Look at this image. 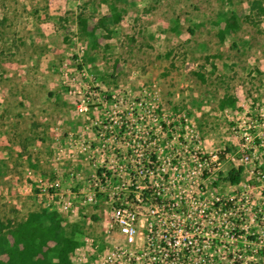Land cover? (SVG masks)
<instances>
[{"label": "rangeland", "instance_id": "rangeland-1", "mask_svg": "<svg viewBox=\"0 0 264 264\" xmlns=\"http://www.w3.org/2000/svg\"><path fill=\"white\" fill-rule=\"evenodd\" d=\"M112 3L122 20L100 23ZM262 7L0 0V219L44 208L51 197L40 196L43 177L51 191L96 189L101 203H125L145 241L150 223L156 242L172 240L176 264H264V167L241 160L233 132L239 113L264 105ZM232 13L239 27L222 41ZM147 155L166 168L152 173ZM241 166L232 184L229 172ZM180 172L186 180H175ZM103 173L100 190L89 180ZM158 199L175 203L171 221L152 214ZM76 204L75 215L61 214L65 223L103 239L107 205Z\"/></svg>", "mask_w": 264, "mask_h": 264}, {"label": "built area", "instance_id": "built-area-1", "mask_svg": "<svg viewBox=\"0 0 264 264\" xmlns=\"http://www.w3.org/2000/svg\"><path fill=\"white\" fill-rule=\"evenodd\" d=\"M262 101L264 102V100ZM256 106L259 107V113L256 115H251L248 109L238 114L235 121L236 124L233 126V132L238 138V151L242 152L241 160L263 168L264 105L256 101ZM160 158V155H147V164L151 168L152 173H154L152 168L157 166L162 167V169L166 168L165 165H158ZM171 164L173 163L169 161V165ZM169 167V169H172V165ZM175 169H178L177 165ZM180 174L182 173H178L175 180L183 181L189 176L186 175V178H179ZM100 175H96L89 182L94 183L101 190L105 185L102 182L105 178H108V173H103L102 175L104 176L102 177ZM45 180L43 177L39 178L40 196L51 197L45 207L56 209L61 214L67 216L75 215L77 213V200H82L85 210L91 207L94 208L97 204L101 206L107 205L108 227L105 230L103 239L87 232L82 237L80 245L71 255L73 264H176L175 257H173L176 247L172 240H169L168 236L163 235L161 240L156 242L155 226L150 223L149 227H147V241H145L144 232L139 229L137 212L130 209L125 203H117L116 198L115 200L111 198L108 201L112 204L111 207L108 206L107 200L101 203V200L97 197L96 189H90L87 192L82 191L81 195L73 191L62 192L60 189L58 190V187L51 191L52 184L48 187ZM156 203L157 205L151 210L152 214L157 215V217L167 216L168 222L171 221L170 216L174 217L176 215L175 203L172 204L169 201L166 203L162 199H158ZM164 210L167 215L161 213ZM98 211L99 209H97ZM163 220L164 218H157V223L160 224ZM184 229L185 227H179V232H183ZM176 231L178 230L176 229ZM139 237L143 238L141 243L138 240ZM176 242L179 244L180 239ZM148 254L150 256L147 258Z\"/></svg>", "mask_w": 264, "mask_h": 264}, {"label": "trees", "instance_id": "trees-1", "mask_svg": "<svg viewBox=\"0 0 264 264\" xmlns=\"http://www.w3.org/2000/svg\"><path fill=\"white\" fill-rule=\"evenodd\" d=\"M111 14L100 18V23H119L122 14L115 4L110 5ZM264 12V7L261 8ZM82 30L96 45L95 30L89 31L87 18H81ZM239 27L235 13L226 20L219 30L222 41ZM241 166L229 172L232 184L242 180ZM82 232L78 224H67L56 209L44 207L31 211L21 221L0 219V264H73L71 255L80 245Z\"/></svg>", "mask_w": 264, "mask_h": 264}]
</instances>
